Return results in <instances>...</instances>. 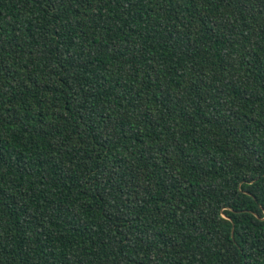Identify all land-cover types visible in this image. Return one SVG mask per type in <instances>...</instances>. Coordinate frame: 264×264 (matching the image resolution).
Returning a JSON list of instances; mask_svg holds the SVG:
<instances>
[{"label":"trees","instance_id":"obj_1","mask_svg":"<svg viewBox=\"0 0 264 264\" xmlns=\"http://www.w3.org/2000/svg\"><path fill=\"white\" fill-rule=\"evenodd\" d=\"M0 264H264V0H0Z\"/></svg>","mask_w":264,"mask_h":264}]
</instances>
